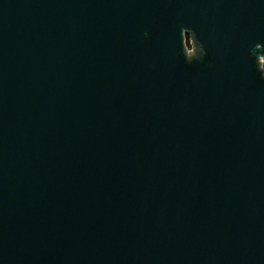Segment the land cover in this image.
Listing matches in <instances>:
<instances>
[{
    "label": "water",
    "instance_id": "95a60500",
    "mask_svg": "<svg viewBox=\"0 0 264 264\" xmlns=\"http://www.w3.org/2000/svg\"><path fill=\"white\" fill-rule=\"evenodd\" d=\"M0 264H264V0H0Z\"/></svg>",
    "mask_w": 264,
    "mask_h": 264
},
{
    "label": "flooded vegetation",
    "instance_id": "af4514ba",
    "mask_svg": "<svg viewBox=\"0 0 264 264\" xmlns=\"http://www.w3.org/2000/svg\"><path fill=\"white\" fill-rule=\"evenodd\" d=\"M192 44V42H191V39H190V37L189 36H186L185 37V45H186V47L188 48V47H191L190 45ZM190 51V50H189Z\"/></svg>",
    "mask_w": 264,
    "mask_h": 264
},
{
    "label": "rangeland",
    "instance_id": "374dc122",
    "mask_svg": "<svg viewBox=\"0 0 264 264\" xmlns=\"http://www.w3.org/2000/svg\"><path fill=\"white\" fill-rule=\"evenodd\" d=\"M192 49V47H188V50H191Z\"/></svg>",
    "mask_w": 264,
    "mask_h": 264
}]
</instances>
